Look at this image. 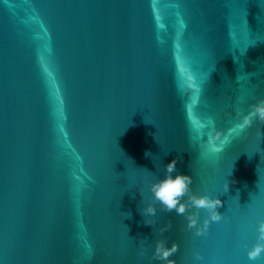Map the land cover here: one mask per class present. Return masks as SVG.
<instances>
[{
    "label": "water",
    "instance_id": "obj_1",
    "mask_svg": "<svg viewBox=\"0 0 264 264\" xmlns=\"http://www.w3.org/2000/svg\"><path fill=\"white\" fill-rule=\"evenodd\" d=\"M259 98L264 0H0V264H148L164 225L175 264H264L245 255L264 125L230 131ZM208 118L227 137L215 159ZM172 159L222 201L204 236L174 212L143 223L139 188Z\"/></svg>",
    "mask_w": 264,
    "mask_h": 264
},
{
    "label": "clouds",
    "instance_id": "obj_2",
    "mask_svg": "<svg viewBox=\"0 0 264 264\" xmlns=\"http://www.w3.org/2000/svg\"><path fill=\"white\" fill-rule=\"evenodd\" d=\"M235 123L230 131L237 134L247 136V133L254 125H264V98L256 99L255 102L247 105L246 110L237 111L235 114ZM214 121L208 118L205 122L197 126L198 134L206 136L204 141V152L202 157L206 159L218 158L219 154L224 150L227 137L219 131L213 129ZM204 129H208L205 133ZM256 138L261 141L264 138V132L259 129L256 131ZM177 160L172 159L163 167V178L149 180L141 184L139 188L142 200L140 214L144 217L145 226L156 225L157 210L163 213L174 212L177 216L183 217L185 223L184 228L190 231L194 236H204L207 234L210 223L220 222L224 217L218 212L222 207V201L219 195L213 196L209 194H195L192 192V177L184 174L172 175L176 170ZM231 183L235 184V181ZM223 192L229 190V183L224 182L222 185ZM203 211L204 217L201 218L200 212ZM127 218H131V214H127ZM170 225H164L156 228L157 236L154 244H140L137 256L140 260L146 255L148 247L151 248V255L148 264H175L170 259L177 252L175 242L168 243L163 234L167 232ZM255 232L257 233V243L250 248L246 247L245 255L248 261L255 262L264 254V219H259L255 224ZM195 260H201L199 254L195 255Z\"/></svg>",
    "mask_w": 264,
    "mask_h": 264
}]
</instances>
